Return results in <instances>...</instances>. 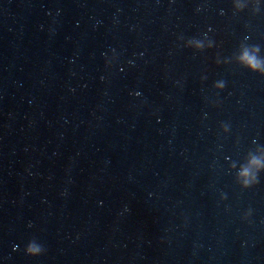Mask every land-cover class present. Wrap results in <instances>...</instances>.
<instances>
[{
	"label": "water",
	"instance_id": "water-1",
	"mask_svg": "<svg viewBox=\"0 0 264 264\" xmlns=\"http://www.w3.org/2000/svg\"><path fill=\"white\" fill-rule=\"evenodd\" d=\"M246 53L258 67L250 66ZM177 264H264V0H244L213 142Z\"/></svg>",
	"mask_w": 264,
	"mask_h": 264
},
{
	"label": "clouds",
	"instance_id": "clouds-1",
	"mask_svg": "<svg viewBox=\"0 0 264 264\" xmlns=\"http://www.w3.org/2000/svg\"><path fill=\"white\" fill-rule=\"evenodd\" d=\"M244 59H245V60L250 64V66L253 67V68H256V67L259 66V62H257V61L255 60L254 57H250V56H248L247 53L245 54Z\"/></svg>",
	"mask_w": 264,
	"mask_h": 264
}]
</instances>
